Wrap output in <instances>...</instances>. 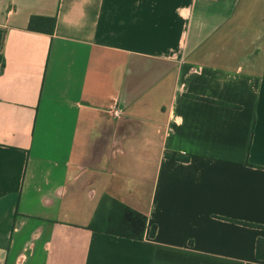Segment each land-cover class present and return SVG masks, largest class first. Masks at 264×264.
Segmentation results:
<instances>
[{
  "label": "crops",
  "instance_id": "1",
  "mask_svg": "<svg viewBox=\"0 0 264 264\" xmlns=\"http://www.w3.org/2000/svg\"><path fill=\"white\" fill-rule=\"evenodd\" d=\"M106 198L143 240L90 229ZM260 239L264 0H0V264H264Z\"/></svg>",
  "mask_w": 264,
  "mask_h": 264
},
{
  "label": "trees",
  "instance_id": "2",
  "mask_svg": "<svg viewBox=\"0 0 264 264\" xmlns=\"http://www.w3.org/2000/svg\"><path fill=\"white\" fill-rule=\"evenodd\" d=\"M34 20H32V29H35L33 26ZM179 159L183 160L182 157H179ZM244 225L255 227L249 224ZM147 226L148 218L145 215L115 199L106 198L101 203L90 229L131 240H143ZM155 234L156 227L153 228L151 236L153 237ZM257 257L259 260L264 261V240L262 239L258 241Z\"/></svg>",
  "mask_w": 264,
  "mask_h": 264
},
{
  "label": "built area",
  "instance_id": "3",
  "mask_svg": "<svg viewBox=\"0 0 264 264\" xmlns=\"http://www.w3.org/2000/svg\"><path fill=\"white\" fill-rule=\"evenodd\" d=\"M121 115H122V112L120 109L114 110V112H113L114 117L119 118Z\"/></svg>",
  "mask_w": 264,
  "mask_h": 264
}]
</instances>
